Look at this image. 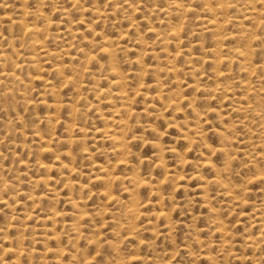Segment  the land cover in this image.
<instances>
[{
  "label": "rangeland",
  "instance_id": "rangeland-1",
  "mask_svg": "<svg viewBox=\"0 0 264 264\" xmlns=\"http://www.w3.org/2000/svg\"><path fill=\"white\" fill-rule=\"evenodd\" d=\"M261 12L0 0V264H264Z\"/></svg>",
  "mask_w": 264,
  "mask_h": 264
},
{
  "label": "bare ground",
  "instance_id": "bare-ground-1",
  "mask_svg": "<svg viewBox=\"0 0 264 264\" xmlns=\"http://www.w3.org/2000/svg\"><path fill=\"white\" fill-rule=\"evenodd\" d=\"M255 3L257 2V3H261L263 0H253ZM221 6L222 7H224L225 5L224 4H222L221 3ZM245 7V6H244ZM204 10H207V11H209V8L208 7H206ZM246 10H248V9H246ZM205 12V11H204ZM250 12V11H249ZM207 13V12H206ZM264 13L263 12H261V13H259V15H263ZM249 15V14H248ZM249 16H252V15H249ZM245 17H247V16H245ZM211 19H209V20H207L206 21V24H207V26H209V28H213L212 27V24H213V21L211 20ZM205 22V21H204ZM217 22H219V21H217ZM25 31V30H24ZM35 31H36V29L35 28H28V27H26V33L28 34V36H32V35H34L35 34ZM24 34V33H23ZM235 54H236V56L237 57H240L241 56V52H239V51H237V52H235ZM44 56H51V54L50 53H45V55ZM0 62H4V64H3V66H2V68H3V74H2V77L4 78V79H7V80H15V78H16V75H15V69L12 67V66H10V65H8L7 63H6V60H5V57L2 55V54H0ZM34 65V64H33ZM2 72V71H1ZM55 72H57L58 74H60V72H59V69H55ZM112 73V72H111ZM35 75H37V74H35ZM39 78V77H38ZM65 83H70V81L68 80V79H66V82ZM118 81H114V82H112V85H115V86H117L118 85ZM45 84H46V86L47 87H50V84L49 83H46L45 82ZM54 89V88H53ZM252 108L251 107H249V106H247V107H237V109H236V111L238 112V113H243V114H245V113H247V112H250V110H251ZM252 112H254V111H252ZM121 122H119V124H120ZM122 126V125H121ZM109 134V135H108ZM105 135V134H104ZM199 137V136H198ZM105 138H107L109 141H111V143H112V148H114L115 149V151H118V149L120 148V147H122V145H121V143H120V139L119 138H117L116 136H115V134H112V133H110V132H108V133H106V135H105ZM114 144V145H113ZM42 152H44L43 150H42ZM122 161H124L123 159H121ZM103 181V179H98L97 178V181ZM95 181H96V179H95ZM255 183H263L264 182V177H263V175L262 174H259L254 180H253ZM41 182V181H40ZM44 182V181H43ZM38 183V181H36V184ZM45 183V182H44ZM213 183H216V181L214 180V182ZM228 193H230V192H228V191H225V194H228ZM228 197H229V195H228ZM70 200V199H69ZM110 200V199H109ZM71 202V201H70ZM69 202V203H70ZM73 202V201H72ZM264 207V206H263ZM79 214V213H78ZM77 214V215H78ZM83 214V213H82ZM82 214H80V216L78 217V219L80 220H82V218H83V215ZM164 214L165 213H160L159 215H158V217H164ZM30 216V215H29ZM54 216H56V215H54ZM58 216V215H57ZM29 218V217H28ZM74 220V219H73ZM78 220V221H79ZM80 220V221H81ZM77 221V222H78ZM84 221V220H83ZM76 222V221H75ZM74 222V223H75ZM82 223V222H81ZM80 223V224H81ZM76 224V223H75ZM75 224H72V223H70V230H76V226L78 225V223H77V225H75ZM67 225V226H68ZM80 226V225H79ZM78 226V227H79ZM81 227V226H80ZM261 229H262V231H264V226H262L261 227ZM74 233H75V231H74ZM263 243V245H264V241H262ZM251 246V245H250ZM20 251V250H19ZM5 253L6 252H11V249H5V251H4ZM14 252H16V251H14ZM4 253V254H5ZM13 254H15V253H13ZM134 258V257H133ZM135 258H137V257H135ZM137 260V259H136ZM130 261V260H129ZM138 261H140V259H138Z\"/></svg>",
  "mask_w": 264,
  "mask_h": 264
}]
</instances>
